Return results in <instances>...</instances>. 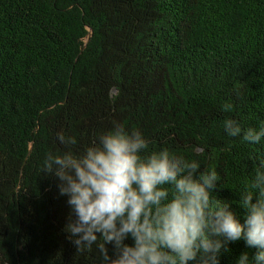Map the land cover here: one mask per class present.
<instances>
[{
	"label": "trees",
	"instance_id": "trees-1",
	"mask_svg": "<svg viewBox=\"0 0 264 264\" xmlns=\"http://www.w3.org/2000/svg\"><path fill=\"white\" fill-rule=\"evenodd\" d=\"M226 118L264 121V0H0V264H98L95 245L69 239L67 197L42 164L66 150L58 133L82 151L114 121L215 165L212 195L243 222L264 142L229 136ZM228 248L220 264L255 252Z\"/></svg>",
	"mask_w": 264,
	"mask_h": 264
},
{
	"label": "clouds",
	"instance_id": "clouds-1",
	"mask_svg": "<svg viewBox=\"0 0 264 264\" xmlns=\"http://www.w3.org/2000/svg\"><path fill=\"white\" fill-rule=\"evenodd\" d=\"M222 108L231 112L233 104ZM223 128L264 142V121L245 130L226 118ZM57 139L66 150L47 153L42 171L58 178L67 197L65 230L77 252L95 245L98 264H220L222 250L243 240L255 252H241L235 264H264V156L239 192L241 222L231 201L212 195L220 183L215 165L200 170L199 160L156 148L138 128L114 121L82 151L73 150L75 136Z\"/></svg>",
	"mask_w": 264,
	"mask_h": 264
}]
</instances>
